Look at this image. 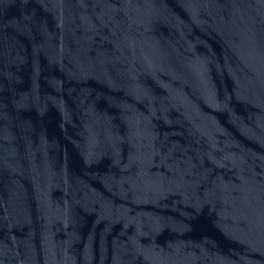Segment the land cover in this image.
<instances>
[{"label": "water", "instance_id": "obj_1", "mask_svg": "<svg viewBox=\"0 0 264 264\" xmlns=\"http://www.w3.org/2000/svg\"><path fill=\"white\" fill-rule=\"evenodd\" d=\"M0 264H264V0H0Z\"/></svg>", "mask_w": 264, "mask_h": 264}]
</instances>
